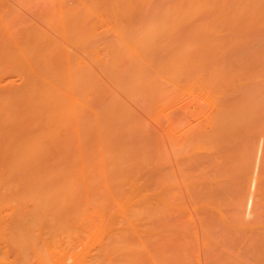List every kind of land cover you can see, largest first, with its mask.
<instances>
[{
    "label": "bare ground",
    "instance_id": "bare-ground-1",
    "mask_svg": "<svg viewBox=\"0 0 264 264\" xmlns=\"http://www.w3.org/2000/svg\"><path fill=\"white\" fill-rule=\"evenodd\" d=\"M240 129L264 136V0H0V264H189L193 212L205 264H264V149L248 222L250 137L229 202L183 164Z\"/></svg>",
    "mask_w": 264,
    "mask_h": 264
},
{
    "label": "rangeland",
    "instance_id": "rangeland-1",
    "mask_svg": "<svg viewBox=\"0 0 264 264\" xmlns=\"http://www.w3.org/2000/svg\"><path fill=\"white\" fill-rule=\"evenodd\" d=\"M39 6V5H38ZM34 8H36V10L37 11H39L38 9V7H34ZM34 10V9H33ZM32 10V12L34 13V12H37L36 10H34L33 11ZM31 11L29 12V11H24L23 12V17L24 18H26V19H34L35 18V16H34V14L32 13ZM29 13V14H28ZM33 16V17H32ZM229 85L230 86H232L230 83H229ZM229 85H228V87H229ZM213 87L215 88V86L213 85ZM227 87V88H228ZM233 87V86H232ZM227 88H225L226 89V91H227ZM112 89V88H111ZM232 88H228V93L227 94H225V97H224V101L226 102V101H228L230 98H227V96H231L232 95V93H233V90H235V88H233L232 90H231ZM231 92V93H230ZM178 95V94H177ZM187 96V95H186ZM178 97V96H177ZM225 98H227V99H225ZM125 99V98H124ZM177 100V99H176ZM174 101V103L175 104H177V105H174L173 106V110H174V107L176 108L175 110H174V115L176 116V114H178V117H180V118H183V119H181L182 120V122H185L184 120H188V119H190L191 120V118H196L195 116H197V115H195V116H191V117H189L188 119L186 118L187 116V111L189 110H187V111H185L184 110V108H186L185 106H188L189 105V101L191 100H189L188 101V97H184L182 94H180L179 95V97H178V103L180 104V103H182L183 104V106L180 104H178V103H176L177 101ZM185 101H187L186 103H183V102H185ZM192 101V100H191ZM126 102H130V101H126ZM147 102V101H146ZM145 102V103H146ZM149 102V101H148ZM147 102V104H145V106H147L149 103ZM193 102V101H192ZM135 103V106H133L132 104H134ZM133 103V101L131 102V103H129V104H131L130 106H132V109H134V110H136V111H141L142 110V112H143V109L141 108L142 106L140 105V101H139V103H138V101H135ZM136 103H137V105L139 104V106H137L136 105ZM193 103H195V102H193ZM192 103V104H193ZM190 104H191V102H190ZM191 106H192V108H194V109H192L191 108ZM195 106H196V104H195ZM195 106L194 105H190L189 107H187V108H191L192 110H190V113L191 114H195V112H196V108H195ZM133 107H135V108H133ZM137 107H139V109L137 110ZM170 108V107H169ZM169 108L167 109V110H169ZM181 108V109H180ZM170 110H171V108H170ZM177 110V111H176ZM182 110V111H181ZM183 111H185V113L183 112ZM192 111L194 112V113H192ZM187 112V113H186ZM138 113V112H137ZM140 113V112H139ZM137 114V115H141V114ZM189 113V114H190ZM146 114V113H145ZM145 114L144 115H141V116H143L144 118H146V116H145ZM201 113H199V115H200ZM184 115H185V117H184ZM148 117V116H147ZM171 117V116H170ZM148 118H146V119H144V120H147ZM161 119H163V118H161ZM165 119V118H164ZM142 120V119H141ZM166 120V119H165ZM193 120V119H192ZM148 122H150L149 120H148ZM163 123L162 124H164V121H162ZM185 123H188V122H185ZM148 125V123L146 124V127H149V126H147ZM149 125H151V124H149ZM161 125V124H160ZM160 125H158V126H160ZM166 125H168V123L166 122ZM165 125V127H164V130L166 131V126ZM152 126V125H151ZM164 126V125H163ZM163 126H160V128L162 127L163 128ZM154 128H155V126H154ZM160 128H158L157 127V130L159 129L160 131H161V129ZM149 128H147V130H148ZM237 129L238 128H236L235 130L237 131ZM242 129V128H241ZM240 129V133H235L236 131H232L233 132V134L235 135L234 136V138L233 137H231L232 135H230V137H228V138H223V139H225V143H227V140H228V145H223L222 147H224V149L222 150H220V158H218L217 156H215L214 157V154H216V153H214V154H212L213 155V158H212V155H211V153H210V155L207 153V151H204V150H197V152L196 151H189L188 152V157L186 158V156H185V160L186 159H188L187 161H185V160H183L185 163H183V161H182V163L183 164H185V166L187 167V169L188 170H191L192 172L193 171H196V172H199V170L200 169H205V173H207V174H204V176H206V177H217L218 178V180H216L215 181V183H213V184H211V183H209V186H207L205 183V185L203 184L202 185V182L201 183H199V187L197 188V189H200L201 187L203 188V186L205 187V186H207V187H205V188H207V189H209V191L211 192V194H213L214 195V193H215V195L216 196H218L219 197V199H223V198H226V199H228V202L230 201V199H233V197L235 196V188H236V186L234 185L235 184V182H237V179H239L238 177L240 176V175H238V172H236V171H234V172H228L227 170V172H225V173H227V175L229 174V176L231 175V177H232V182H230L231 181V178H230V180H228L226 177H227V175L224 173V169H225V167H226V163L227 164H229L230 162L229 161H231V160H233V159H236V161L235 162H238V152L240 153V150L242 151V150H244L243 149V141L241 142V140H244L245 138H247L246 136H247V133L249 134V132L251 131V130H248V132L247 133H245L247 130L246 129H243V131ZM158 130V131H159ZM163 130V129H162ZM164 130H163V132H164ZM245 130V131H244ZM152 131H153V129H152ZM149 133H150V131H149ZM166 132H164V134H165ZM252 133L253 134H255L254 136L252 135ZM252 133H250L251 134V136L250 135H248L249 137H250V139H248V140H250L249 142H252L253 143V148H251V151H252V149H253V151L254 152H257V153H254L253 151V153H254V155L252 156V159H251V161H250V165H249V167H250V169H249V167H248V171H250V172H248L247 171V173L249 174V176H250V181L251 180H253L252 181V183H253V185H252V183H251V185H250V189H248L247 188V193H249V194H247L246 193V198L244 197V200L246 201V203H244V201H243V206H242V211H241V214H242V216L244 217V219L248 222V221H250L251 219H253V217H254V214H255V201H256V198H257V195H256V190L255 189H253L252 187H254L255 186V182H254V179L256 180V176L260 173V171H261V159H259V158H262V149H264V146H262V145H264V143H262V142H264V136H262V134H261V132H258L257 130H256V133H255V131L253 130L252 131ZM163 134V133H162ZM239 136H238V135ZM181 135V133L179 134V136H178V134L176 135V137H175V139L177 138V139H182V137L180 136ZM160 137H162L161 136V134L159 135ZM164 136V135H163ZM166 137H168V136H166ZM166 137L164 138V140L166 139ZM223 137V136H222ZM224 137H226V136H224ZM252 138H254V139H252ZM160 139H162L161 140V142L163 141V138H160ZM168 140H169V138H167ZM167 139L164 141L165 143L167 142ZM231 140H232V142H231ZM248 140H244V141H248ZM231 143H230V142ZM240 141V142H239ZM168 142H170V141H168ZM224 143V142H223ZM255 143V144H254ZM162 144V143H161ZM250 144V143H249ZM259 144V145H258ZM163 145H165L164 143H163ZM167 145L170 147L171 146V144L169 145L168 143H167ZM167 145H166V148L165 149H167L166 151H165V153L167 154L168 153V155H166V157H167V160L169 159V158H171V161L170 160H168V162H169V165H171V167L169 168L171 171H172V169L173 170H175L174 172H172V173H174L175 174V176L177 175V176H179V173H178V171H177V167H178V165H177V167H176V165L174 164V162H173V159L175 160V162H177L178 161V158H176V156H174L175 158H173V154L175 155L176 154V152L175 151H173L172 150V153L173 154H171V152H169L171 149L169 148V147H167ZM230 145V146H229ZM241 145H242V147H241ZM251 146H252V144H251ZM161 147H162V145H161ZM164 147V146H163ZM220 147V146H219ZM230 147V148H229ZM256 147H258V150H257V148ZM255 148H256V151H255ZM163 149V148H162ZM164 149V150H165ZM170 149V150H169ZM220 149V148H219ZM163 150V151H164ZM169 150V151H168ZM204 151V152H203ZM235 151V152H234ZM218 152V151H217ZM226 152V153H225ZM259 152V153H258ZM201 153V154H200ZM203 153V154H202ZM207 153V154H206ZM232 153V154H231ZM252 153V154H253ZM218 154V153H217ZM216 154V155H217ZM219 154H218V156H219ZM256 155V156H255ZM172 156V157H171ZM254 156H255V158H254ZM258 156V157H257ZM261 156V157H260ZM218 158V159H216V160H218L219 162H220V164H219V162L217 161H214V158ZM228 160H227V159ZM255 159V160H254ZM258 160H259V162H258ZM171 162V163H170ZM179 162V161H178ZM177 162V163H178ZM187 162V163H186ZM225 165H224V164ZM179 164V163H178ZM252 165V166H251ZM229 166V165H228ZM169 167V166H168ZM222 167H224L223 169H221ZM227 169H228V167H226ZM198 170V171H197ZM229 170V169H228ZM255 172V173H254ZM241 172H239V174H240ZM253 174V175H252ZM225 175H226V177H225ZM252 175V176H251ZM176 176V177H177ZM176 177H174L175 178V180H177L178 179V181L180 182H178L177 184L180 186V188H181V177L179 176L177 179H176ZM224 177L227 179V181L229 182V183H231V184H229L226 180H224ZM205 178V177H204ZM221 178L223 179V181L221 180ZM229 178V177H228ZM180 179V180H179ZM219 179H220V181H219ZM202 180H204L203 178H202ZM219 181V182H218ZM177 182V181H176ZM175 182V183H176ZM225 182V183H224ZM222 183V184H221ZM202 186H201V185ZM178 185H176V186H178ZM182 186H184L183 184H182ZM201 186V187H200ZM233 186H234V188H233ZM179 187L177 188V190L178 189H180ZM205 188H203V189H205ZM210 188H212V189H210ZM182 189V190H181ZM180 189V191H178V192H181L182 191V193H183V195H184V197H182V199L183 198H185V200H186V198L188 197V196H186L187 194V191L185 190L186 188H184V187H182ZM249 190V191H248ZM254 190H255V192H254ZM254 193H253V192ZM186 192V193H185ZM252 195V196H251ZM248 196H249V198H248ZM217 197V198H218ZM250 197L252 198L251 199V203H250ZM248 199V200H247ZM250 203V204H249ZM254 203V204H253ZM246 207H245V206ZM250 206H252L251 208H250ZM229 208H231V207H229ZM229 208H228V211L226 212L229 216H231L232 214H233V210H229ZM245 210V211H244ZM193 212V211H192ZM246 213V214H245ZM193 214V217L195 218V221H194V223H193V225H190L192 228L190 229V232H189V234L191 235V242H192V247H191V250L193 251V253L195 254V256H194V258L191 260V262L189 263V264H205L206 262H205V259H207V255L209 254V253H205L204 251H205V247L203 246V244H202V236L203 235H201L203 232L201 231L202 229H203V226L200 224V222L198 221V219H197V217H196V215L194 214V212L192 213ZM199 214V216L200 217H202V214H204L203 212H198L197 213V215ZM201 214V215H200ZM206 215V214H205ZM204 216V215H203ZM233 216V215H232ZM205 217H209L208 215L207 216H205ZM195 224V225H194ZM219 225L217 224L216 226H214L213 225V227L211 226V228H214L215 230H217V229H222V228H220L221 226H219ZM194 227H195V229L196 230H194ZM197 227V228H196ZM199 227V228H198ZM223 227V226H222ZM244 228H246V227H244ZM224 229V228H223ZM238 228H234L233 229V231H237L239 234H240V236L243 234V232L245 233V229H242L241 228V231H242V233H240L239 232V230H237ZM240 229V228H239ZM212 230V229H211ZM232 230V229H231ZM230 230V231H231ZM193 231V232H192ZM213 231V230H212ZM195 232H197L196 234H195ZM232 232V231H231ZM247 233H245L246 235H248L249 233H248V231H246ZM237 233V235H238V238L240 237L239 236V234ZM200 234V235H199ZM244 234V235H245ZM195 235H196V237H195ZM244 235L241 237V239L244 237ZM199 238H198V237ZM188 237V236H187ZM198 239L199 241H197V242H195L196 240L195 239ZM202 238V239H201ZM249 239H251V237L249 238ZM248 239V240H249ZM239 242H243V239L242 240H239V239H237ZM237 240H235V243L237 242ZM252 240H253V238H252ZM251 240V243L253 242ZM177 241V240H176ZM244 241H246V240H244ZM188 242H190V239H188ZM238 242V243H239ZM248 242V241H247ZM246 242V243H247ZM250 242V241H249ZM199 244V245H198ZM229 243H227V245H228ZM240 244V243H239ZM247 245H250V243L249 244H247ZM202 246H203V248H202ZM204 249V250H203ZM206 249H208V247H206ZM210 251L212 250V248L211 249H209ZM208 250V251H209ZM207 251V250H206ZM207 251V252H208ZM206 254V255H205Z\"/></svg>",
    "mask_w": 264,
    "mask_h": 264
}]
</instances>
